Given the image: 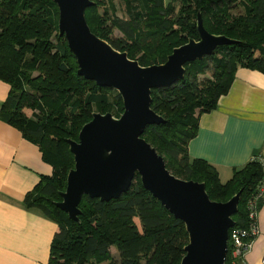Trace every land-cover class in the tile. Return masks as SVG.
<instances>
[{"label": "trees", "instance_id": "trees-1", "mask_svg": "<svg viewBox=\"0 0 264 264\" xmlns=\"http://www.w3.org/2000/svg\"><path fill=\"white\" fill-rule=\"evenodd\" d=\"M92 1L86 9L92 32L142 66L164 63L174 48L199 40V12L207 31L235 41L186 63L184 78L174 84L152 89L151 107L164 120L149 125L142 137L172 174L204 183L211 200L226 202L242 190L229 233L249 228V201L264 176L262 162L254 158L222 182L214 165L190 157L188 146L200 116L217 108L239 67L264 73V0H120L125 17L117 15L114 0ZM78 70L66 37L59 34L54 0H0V79L10 85L0 116L38 145L53 168L25 197L28 208L39 209L59 226L49 264H181L189 243L185 223L145 189L139 174L119 198L84 195L80 221L57 206L75 166L67 140L79 139L94 112L120 117L124 111L116 89L99 86ZM208 71L212 77L200 79ZM263 201L258 199V211Z\"/></svg>", "mask_w": 264, "mask_h": 264}, {"label": "water", "instance_id": "water-1", "mask_svg": "<svg viewBox=\"0 0 264 264\" xmlns=\"http://www.w3.org/2000/svg\"><path fill=\"white\" fill-rule=\"evenodd\" d=\"M54 1L59 8V34L66 37L77 58L78 74L99 86L116 89L124 103L120 117L94 112L79 139L67 140L75 166L57 206L72 220L80 221L79 205L84 195L102 201L119 198L139 174L145 189L185 223L189 243L181 264H227L229 232L235 225L233 215L242 190L226 202L211 200L204 183L172 174L164 157L142 135L149 125L164 120L151 107L152 89L174 84L184 78L186 63L235 41L207 31L199 12V40L192 38L174 48L164 63L142 66L92 32L86 9L94 1Z\"/></svg>", "mask_w": 264, "mask_h": 264}, {"label": "crops", "instance_id": "crops-1", "mask_svg": "<svg viewBox=\"0 0 264 264\" xmlns=\"http://www.w3.org/2000/svg\"><path fill=\"white\" fill-rule=\"evenodd\" d=\"M9 91L10 85L0 79V111ZM188 148L192 159L214 165L222 182L254 158L263 163L264 73L239 67L217 108L200 116ZM52 172L39 146L0 116V264H49L59 226L39 209L28 208L25 197L41 176ZM257 222L260 233L245 256L246 264H262L264 201Z\"/></svg>", "mask_w": 264, "mask_h": 264}, {"label": "built area", "instance_id": "built-area-1", "mask_svg": "<svg viewBox=\"0 0 264 264\" xmlns=\"http://www.w3.org/2000/svg\"><path fill=\"white\" fill-rule=\"evenodd\" d=\"M262 164L264 167V162ZM261 197H264V176L256 188V193L254 194L253 198L249 201V218L251 221L249 228L233 229L231 231V234L229 233V243L231 244L230 264H246L245 256L247 252L251 249L253 240L260 233L257 222V201ZM261 263L264 264V255L262 257Z\"/></svg>", "mask_w": 264, "mask_h": 264}, {"label": "rangeland", "instance_id": "rangeland-1", "mask_svg": "<svg viewBox=\"0 0 264 264\" xmlns=\"http://www.w3.org/2000/svg\"><path fill=\"white\" fill-rule=\"evenodd\" d=\"M117 7H118V11H117V15L121 16V17H125L126 14H125V9H124V6L121 4L120 0H114ZM167 2L169 0H166ZM121 34L119 32H117V30L115 31V36H120ZM139 56L142 55V52H139L138 53ZM137 60V59H136ZM211 78L212 77V73L211 71H208L207 74L205 75H201L200 76V79H204V78ZM28 113H31V111L29 110ZM180 178V177H179ZM183 179V178H182ZM136 222L138 223V225L140 226V220L138 218L135 219ZM113 253L116 255L117 254V250L113 248Z\"/></svg>", "mask_w": 264, "mask_h": 264}]
</instances>
